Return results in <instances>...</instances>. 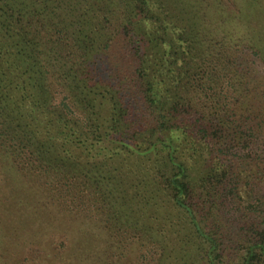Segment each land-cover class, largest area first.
Masks as SVG:
<instances>
[{
	"label": "trees",
	"instance_id": "obj_1",
	"mask_svg": "<svg viewBox=\"0 0 264 264\" xmlns=\"http://www.w3.org/2000/svg\"><path fill=\"white\" fill-rule=\"evenodd\" d=\"M200 4L0 0L14 240L60 236L56 264H264V1Z\"/></svg>",
	"mask_w": 264,
	"mask_h": 264
},
{
	"label": "rangeland",
	"instance_id": "obj_2",
	"mask_svg": "<svg viewBox=\"0 0 264 264\" xmlns=\"http://www.w3.org/2000/svg\"><path fill=\"white\" fill-rule=\"evenodd\" d=\"M249 4L250 0H201L200 9L201 12H227L229 15L234 16L239 14V12H244L242 9L245 7L247 9ZM243 54L248 57L251 56L247 50ZM255 62L256 70H259L258 74L261 75L260 77H263L264 66L258 61ZM2 225H0V233L6 232V236L0 238V240L3 239V243L0 244V253L2 256L6 255L9 262L12 264L58 263L59 258L54 248L57 247V249H60V243L65 242L60 236L49 237L48 241L42 243V247L38 245L40 242V234L35 233L37 240H39L36 241L29 237L27 239L24 238L23 231H19L16 234L17 236H21L17 240H14V232L11 228V226L13 227V223H11V226L5 223H2ZM15 225L19 226V224ZM61 249H64V247Z\"/></svg>",
	"mask_w": 264,
	"mask_h": 264
}]
</instances>
